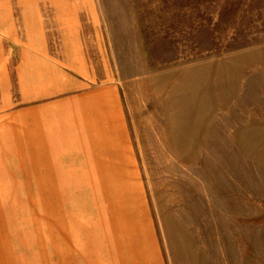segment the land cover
<instances>
[{
    "label": "rangeland",
    "instance_id": "374dc122",
    "mask_svg": "<svg viewBox=\"0 0 264 264\" xmlns=\"http://www.w3.org/2000/svg\"><path fill=\"white\" fill-rule=\"evenodd\" d=\"M0 33V264H264V0H0Z\"/></svg>",
    "mask_w": 264,
    "mask_h": 264
},
{
    "label": "crops",
    "instance_id": "0c3cea01",
    "mask_svg": "<svg viewBox=\"0 0 264 264\" xmlns=\"http://www.w3.org/2000/svg\"><path fill=\"white\" fill-rule=\"evenodd\" d=\"M8 9V4L5 3V6L2 7V10ZM5 21L7 20L4 17ZM5 30V29H4ZM6 31H9L8 29ZM4 31V32H6ZM12 33V32H11ZM3 42V36L0 33V60L5 58V54H3L1 43ZM7 65L5 62L0 61V129L2 124H5L7 121V106H8V94H7ZM6 112V113H5ZM61 139V136L59 140Z\"/></svg>",
    "mask_w": 264,
    "mask_h": 264
}]
</instances>
